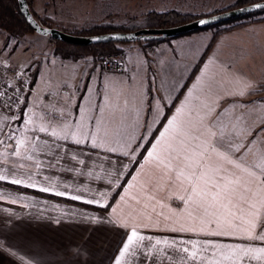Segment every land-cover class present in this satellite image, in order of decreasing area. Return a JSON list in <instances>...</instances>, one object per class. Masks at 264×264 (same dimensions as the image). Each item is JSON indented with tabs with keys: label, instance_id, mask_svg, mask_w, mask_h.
<instances>
[{
	"label": "crops",
	"instance_id": "obj_1",
	"mask_svg": "<svg viewBox=\"0 0 264 264\" xmlns=\"http://www.w3.org/2000/svg\"><path fill=\"white\" fill-rule=\"evenodd\" d=\"M195 37L199 39L183 35L171 44H157L153 52L144 53V59L136 57L139 48L135 46L128 47L131 55L126 57L123 44L125 68L121 71L87 63L74 67L78 60L68 68L39 69L17 112L0 107V176L5 177L0 180V241L4 245L0 264H116L117 259L120 264H182L183 253L155 241L172 244L174 239H187V233L174 229L199 221L189 219L191 209L179 199H153L145 185L150 171L147 152L185 101H189L185 115L191 112L193 122L208 110L204 104L215 108L211 116L215 119L230 99H245L257 86L253 73L211 53L182 90L205 49L204 42L200 53L199 45L190 51L182 47L190 46ZM241 91L243 95L234 94ZM169 107L167 118L154 133ZM241 152L249 163L256 158L245 148ZM14 179L21 183H11ZM121 184L109 209L85 203L96 199L105 205ZM133 227L152 240L137 241L139 247L130 246L121 257L122 242ZM212 239L241 243L223 236ZM253 243L264 247V242ZM213 251L197 249V264H244L238 259L242 253L225 259L223 250L216 251L215 257ZM201 255L207 260H201ZM247 264H264V256L248 259Z\"/></svg>",
	"mask_w": 264,
	"mask_h": 264
},
{
	"label": "snow or ice",
	"instance_id": "obj_2",
	"mask_svg": "<svg viewBox=\"0 0 264 264\" xmlns=\"http://www.w3.org/2000/svg\"><path fill=\"white\" fill-rule=\"evenodd\" d=\"M234 94L243 95V92ZM188 103L185 101L176 114L167 120L159 139L147 152L150 171L145 177V185L153 199L157 196L165 201L179 199L186 208L191 209L189 219L198 220L199 223L174 229L187 233V239H174L172 244L168 240L157 239L155 245L163 243L177 253H183L180 257L182 264L189 261L197 264V249L204 253L209 248L214 250L213 257L216 251L223 250L221 255L225 259L242 253L238 259L244 264L248 259L259 260L264 256V247H257L253 242H264V149L257 148L255 160L249 163L246 154L241 152L245 145L239 142L245 131L240 126L242 116H230L225 108L212 119L215 108L204 104L203 107L208 110L204 115L198 114V119L193 122L191 112L185 115ZM226 116L229 119L226 120ZM40 131L45 129L41 128ZM52 135L57 136L58 133L53 132ZM251 144L254 145L255 141ZM246 151H251V147ZM14 154L19 156L18 152L14 151ZM4 179V176H0V180ZM11 183L20 184L21 181L14 179ZM56 195L62 196L64 193L57 192ZM100 195L103 198L104 193ZM71 199L79 200L80 197L73 196ZM85 203L105 207L96 199ZM120 226L127 227L126 224ZM222 236L241 243L224 244L212 239ZM146 239L151 241L152 237L139 235L133 227L126 235V242H122L119 255L125 256L130 246L137 244V241L143 243ZM177 244L184 246L177 247ZM3 247V241H0V248ZM166 258L171 259V256ZM199 258L207 260L203 255ZM116 264H120L118 259ZM209 264L213 262L209 261Z\"/></svg>",
	"mask_w": 264,
	"mask_h": 264
},
{
	"label": "rangeland",
	"instance_id": "obj_3",
	"mask_svg": "<svg viewBox=\"0 0 264 264\" xmlns=\"http://www.w3.org/2000/svg\"><path fill=\"white\" fill-rule=\"evenodd\" d=\"M232 1L233 0H33L32 4L35 11L41 17H46L50 19L51 23L61 27L72 28L73 26H81L92 22L109 20L123 21L134 15L140 16L143 12L153 9L166 10L169 8H178L191 11H211L215 7H223ZM217 29L218 28L215 27H205L179 36L162 39L159 42H150L147 44L145 40L142 39L131 41L124 45L127 48L134 46L138 47L139 49L135 54L136 57L141 59L144 53L153 52L151 48L157 44H162V42L171 44L175 42L173 41L175 40L174 38L183 35L199 36V39L195 37V39L189 43L190 46L183 45L182 47L190 51V49L197 48L199 45L198 49L200 53L203 49V42L205 44V52ZM194 32H196V35ZM127 48H125V55L129 57L131 51ZM211 53H217L225 58L226 61L243 67L245 71L253 73L257 79V86L250 96L245 99H230L221 109L222 111L227 108L230 116H242L240 126L245 131L239 142L245 145V150L251 147V151L256 153L257 148L264 149V20L245 23L234 29L220 33L206 57ZM0 57L18 68L28 70L31 81H33L34 74H36L39 69L44 68L52 70L55 68H68L69 65L73 63L72 61L75 60H78V62L73 63L74 67H76V65L79 66L81 63H87L100 65L105 69L101 63L105 55L99 60H94L91 57L71 59L61 56L55 51L52 38L48 34H41L38 32L16 37L0 29ZM225 119L227 120L229 117L226 116ZM252 141H255L254 145L251 144Z\"/></svg>",
	"mask_w": 264,
	"mask_h": 264
},
{
	"label": "trees",
	"instance_id": "obj_4",
	"mask_svg": "<svg viewBox=\"0 0 264 264\" xmlns=\"http://www.w3.org/2000/svg\"><path fill=\"white\" fill-rule=\"evenodd\" d=\"M27 1H28L29 7L34 17L42 25L59 27L66 32L76 34V35H95V34H103V33H108V32H117V31L130 32V31H135L137 29L145 28V27L164 28V27L176 26L179 24L192 21L202 16L219 13L222 11L241 7L244 5L251 4V3H255L261 0H233L231 3L226 4L223 7H215L211 11H203V10L191 11V10H181L178 8H169L166 10L153 9V10L143 12V14H140V16L134 15L131 18L123 20V21L109 20V21H101V22H92V23L81 25V26H73L72 28H67L63 26L61 27L59 25L51 23L50 19H47L46 17H41L35 11L33 7V4H32L33 0H27ZM260 20H264V9L256 11V12L247 13L239 17L232 18V19L208 26V27H215L218 29L213 35L207 49L201 56L200 60L193 68L182 90H184L188 86V84L191 82V80L193 79L197 71L199 70L202 62L204 61L208 51L212 48L214 42L216 41L220 33L234 29L238 27L239 25H242L245 23H251L252 21H260ZM0 29L7 31L9 34L16 36V37H22V36L36 32L34 28L28 22L26 17L24 16V14L22 13L19 0H0ZM49 36L52 38L54 42L55 51L61 56H64L67 58L69 57L71 59H80L81 57L82 58L91 57L94 60H99L102 56L112 53V52L124 53L122 44L131 42V41H109V42H103V43L78 44V43L68 42L62 39H56V38H53L51 35ZM167 38L169 37H148V38H140L138 40L144 39L145 42L148 44L150 42H159L162 39H167ZM32 82L33 81H30V85L32 84ZM170 110H171V107L167 109L166 114L164 115L162 120L159 122L154 133H156L160 129L165 119L167 118ZM153 135L151 136L150 141L152 140ZM149 142H147V144ZM145 150H146V146L141 150L139 156L137 157L135 164H134L135 166L140 161ZM122 185L123 184L117 186L112 191V193L109 196L108 201L105 204V207H99V208L105 209V210L109 209V207L111 206L113 201L116 199L117 195L119 194L122 188Z\"/></svg>",
	"mask_w": 264,
	"mask_h": 264
},
{
	"label": "water",
	"instance_id": "obj_5",
	"mask_svg": "<svg viewBox=\"0 0 264 264\" xmlns=\"http://www.w3.org/2000/svg\"><path fill=\"white\" fill-rule=\"evenodd\" d=\"M19 4L22 13L36 32L41 34H48L51 35L53 38L62 39L68 42L78 44L103 43L109 41H135L140 38L148 37H175L194 30L214 25L222 21L236 18L247 13L256 12L264 9V0H261L255 3L222 11L219 13L202 16L192 21L171 27H145L130 32L117 31L95 35H76L66 32L59 27L42 25L34 17L27 0H19Z\"/></svg>",
	"mask_w": 264,
	"mask_h": 264
},
{
	"label": "built area",
	"instance_id": "obj_6",
	"mask_svg": "<svg viewBox=\"0 0 264 264\" xmlns=\"http://www.w3.org/2000/svg\"><path fill=\"white\" fill-rule=\"evenodd\" d=\"M101 63L108 71H121L125 67L121 52L105 55ZM30 81L28 70L18 68L0 57V107L12 113L17 112L30 88Z\"/></svg>",
	"mask_w": 264,
	"mask_h": 264
}]
</instances>
